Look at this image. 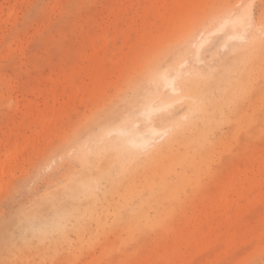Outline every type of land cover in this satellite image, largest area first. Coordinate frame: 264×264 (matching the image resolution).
Instances as JSON below:
<instances>
[{
  "label": "rangeland",
  "instance_id": "374dc122",
  "mask_svg": "<svg viewBox=\"0 0 264 264\" xmlns=\"http://www.w3.org/2000/svg\"><path fill=\"white\" fill-rule=\"evenodd\" d=\"M221 1L0 0V264H264V46L242 61L222 48L213 61V34L200 53L214 79L245 77L246 88L228 104L206 93L221 104L206 117L186 98L142 120L163 129L176 110L196 128L155 160L140 152L121 178L108 167L90 187L76 183L116 149L101 124H122L110 112H125L156 61L193 77L192 53L173 56L178 37ZM244 1L264 34V0ZM61 190L65 206L26 217ZM57 211L64 219L39 228Z\"/></svg>",
  "mask_w": 264,
  "mask_h": 264
},
{
  "label": "bare ground",
  "instance_id": "6f19581e",
  "mask_svg": "<svg viewBox=\"0 0 264 264\" xmlns=\"http://www.w3.org/2000/svg\"><path fill=\"white\" fill-rule=\"evenodd\" d=\"M252 6L253 1L240 0L232 7L230 0H222L216 8L210 9L207 15L197 20L178 37L179 41L182 43V49L179 52H175L173 56L175 59L179 60L182 54H189L188 50L192 53L195 61L193 77L184 78V74L179 71V64L161 69L158 67L159 61H156V65L153 67L151 66L147 71L150 77V83L138 93L136 98L133 97V99L130 98L128 100V108L124 110L125 112L120 113L115 111L116 109L110 112L111 115H115L114 117L117 116L122 124L117 125L115 128H107L103 126V123L101 124L100 136L102 138L109 137V134L113 132L118 135L115 138L116 149L105 157H100L97 153V157H94L97 161L95 163L90 161L84 166L83 172L76 182L77 184L81 183L83 186L90 187L92 181H98L97 178L102 177L108 167L119 169L116 171L117 177H123L128 171L129 165L139 158L140 152H146V160H155L168 152L174 142H177L180 137V140L184 139L185 133L193 131L196 128V122L190 121L189 119L186 121L188 118L186 114V116H179L176 114V110H179L177 104L180 103L181 100L184 101L183 99L186 100V98L190 99L188 105L195 107V110L189 107L190 112L196 113L199 118L206 117L210 110H215L221 105L216 101L214 102L210 97H204L206 93L213 94L214 89L220 90V92H218L222 100L221 103L225 104L227 102L228 104V102L235 97V93H238L239 88H246L245 77L236 79L235 81H233L231 77L214 79L213 74L216 70H213V67L209 66L208 63L202 59L200 49L213 34H220L221 43L215 51L210 53V57L213 58V61H220L218 56H220L219 50L222 48L225 50L224 58L226 60L230 58L235 61H242L245 56L257 53L258 50L261 49V46H264V37H261L264 34L261 35L260 32L258 33L259 25H252ZM197 29H199V33L193 38L194 35L192 34ZM198 37L199 39L196 40ZM246 42H249V44L247 45ZM221 66L224 65L222 64ZM202 76H205V78ZM197 96L204 97L201 98L204 102L202 106H197L195 102ZM182 107L183 106H181L180 109ZM169 108H177L171 111L173 115H170L173 117V125L163 129L153 124H147L144 128L139 127L142 120L147 118L150 120L152 118L156 119L161 115H159V113H161L162 110L167 111L166 109ZM110 113L105 116L106 120L108 116L110 117ZM180 117L184 118L185 123L180 122ZM109 119L110 118H108V120ZM176 122L177 124L175 125ZM149 123H151V121ZM176 126L178 127V131L175 132L174 128ZM111 142L112 141L106 142L105 146H110V144H112ZM186 159L189 160L187 157ZM183 160L184 159H182V161ZM164 187L165 190L161 193L162 198H159L158 202L165 197V194L167 195L166 189L168 187ZM63 192L64 194L67 193L66 190H61L55 193V195L45 197L41 200V203H37L32 211L26 214V217L34 221L43 220L42 212L44 210L48 211V209H55V206L57 207L56 202H60L61 198L66 195H64ZM60 203H64L63 206H65V202L61 201ZM87 203L89 202L87 201L86 204ZM71 204L75 206L73 203ZM57 212L55 214L56 218L43 221L39 228L48 230L47 228H53L57 225L56 219H58V221L64 219V214L60 213V211L58 212L59 214ZM73 212L75 215L80 214L78 210Z\"/></svg>",
  "mask_w": 264,
  "mask_h": 264
}]
</instances>
